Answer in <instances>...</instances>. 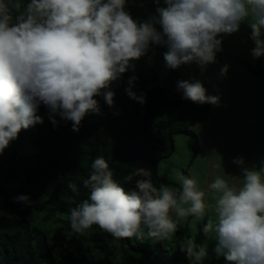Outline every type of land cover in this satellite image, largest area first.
Masks as SVG:
<instances>
[{"label": "clouds", "instance_id": "obj_1", "mask_svg": "<svg viewBox=\"0 0 264 264\" xmlns=\"http://www.w3.org/2000/svg\"><path fill=\"white\" fill-rule=\"evenodd\" d=\"M152 2L156 14L137 20L126 10L127 0H0V155L22 130L44 123L41 105L54 127L58 116L71 122L74 132L86 116L101 113L97 97L114 107L113 82L135 72L152 45L167 46L163 58L178 74L181 98L211 108L220 106V96L208 95L197 73L181 80L178 68L195 64L203 74L216 63L222 37L239 32L243 24L251 30L252 57H264V0ZM228 70L224 65L220 77ZM137 79L129 78L125 93L143 105L145 94L133 90ZM200 124L190 128L195 136ZM233 163L241 166L235 183L217 176L201 189L181 170L172 177L179 188L157 187L151 170L138 167L123 178L134 181L128 190L113 178L107 159L97 156L83 180L88 197L70 209L71 231L83 235L96 225L113 239L165 242L192 217L204 236L216 241L213 251L227 264H264V162L259 168L244 167L242 157ZM67 187L77 192L75 183ZM15 199L34 203L28 195ZM179 249L191 264H201L208 255L207 245L191 237Z\"/></svg>", "mask_w": 264, "mask_h": 264}, {"label": "trees", "instance_id": "obj_2", "mask_svg": "<svg viewBox=\"0 0 264 264\" xmlns=\"http://www.w3.org/2000/svg\"><path fill=\"white\" fill-rule=\"evenodd\" d=\"M156 7L152 0H127L126 10L134 19L146 20L156 14ZM167 50V46L152 45L136 62L135 72L128 71L113 82L114 107L109 108L102 97H97L101 113L86 116L78 132L72 131L71 122L58 116L59 124L54 127L48 119V110L41 105L38 114L44 123L31 127L16 144L21 150L32 146L33 151L28 156L12 153L4 158L0 155L3 199L0 264H81L84 247H91L90 252L100 250L109 254L108 258H97L89 264H116L109 253L113 251L114 240L125 257V264H188L189 259L179 245L190 237L198 245L205 243L202 230L191 234L188 224L171 241L165 242L113 239L96 225L83 235H71L69 212L88 197L89 189L83 186V180L89 176L91 163L97 156L107 159L113 178L128 190L134 188V181L125 183L123 178L138 167L151 170V179L157 187L161 183L180 187L175 181L160 176L158 171L159 164L174 153L173 137L177 134L194 138L186 167L196 158L199 145L190 128L207 119L211 104L201 105L181 98L182 93L177 90L178 74L165 65L163 53ZM247 66L251 77L264 82L260 60L255 67ZM133 75L138 77L133 90L146 96L143 105L125 93ZM23 141L25 144L21 145ZM17 171L22 183L11 195L6 185ZM182 173L188 176L186 168H182ZM69 182L77 185L76 193L68 189ZM22 194L34 203L26 206L17 202L15 198ZM225 262L223 257L217 260V264Z\"/></svg>", "mask_w": 264, "mask_h": 264}, {"label": "rangeland", "instance_id": "obj_3", "mask_svg": "<svg viewBox=\"0 0 264 264\" xmlns=\"http://www.w3.org/2000/svg\"><path fill=\"white\" fill-rule=\"evenodd\" d=\"M250 32L251 30L247 26V24H243L241 25L239 32L232 35H224L222 37V51L217 53L216 63L208 65L206 71L203 74H201L200 68L195 64L185 65L184 67L181 66L178 69L181 74V80H189L187 79L188 76L197 73V76L199 75L200 78L199 80L202 81L205 88L207 89L208 95H220V99L221 97L226 98V116L231 119L236 117L235 120L231 121L234 123V125L240 122L244 125L249 126V119L251 118V116H254V118L256 119V124L259 127V122H264V85L260 80L251 77L246 67H248L247 64L251 67H255L256 63H258V61L260 60L264 72V57L258 59H254L252 57L251 49L255 45L250 39ZM224 65H228L229 70L225 77H220V70ZM189 70H191L192 72L188 74ZM242 98L245 99L244 104H242L239 100ZM235 100H238L239 104L232 103V101L235 102ZM237 108H239L238 115L235 112ZM211 110L212 115L210 119L206 121L208 131L214 124L218 123V116L221 115L219 114V106L212 105ZM196 127H198V125ZM253 127L257 129L255 125H253ZM260 128L264 130V124H262ZM31 130V128H29L28 130H22L19 133V137L23 136L25 132L29 133ZM193 132L197 134L196 130H194ZM200 136H202L201 132ZM19 137L18 139L12 141L9 147L4 150L3 154L1 155L2 157H10L12 153H17L19 156H28L33 151V147L31 145L30 146L32 150L31 148L21 150L22 148L16 145ZM173 139L174 153L170 158L163 160L158 166L160 176L166 177L171 181H174V179L172 178L174 176V173H181L182 168H185L186 163L191 159L190 150L194 142L193 137L191 138L189 135L187 136L184 134H177L173 137ZM24 144L25 141H23L21 145ZM256 151L260 152V159L264 160V144L258 143V148L256 149ZM201 163H203L202 160H197L195 164L197 166H200ZM255 166L257 168L260 167L257 164ZM16 174L17 175H15L12 180H10L6 185V189L10 190L11 195L19 188L22 183L19 172L17 171ZM216 175L217 171H215L214 173V176ZM1 180L2 179L0 178V184ZM207 198L208 196L206 195V199ZM2 201L3 199L0 196V203ZM205 218L207 219V216ZM198 225L199 223L194 224V221L192 220V222L189 224V231L191 234L197 233L199 231ZM181 227H183V222L179 225V228ZM194 227L196 229L195 231L193 230ZM115 242L116 240L111 242V244H114V246L112 247L113 251L109 252L111 254V259L116 264H125V257L116 248ZM204 242V244L207 245L208 255L201 262V264H217V260H219L220 257H217L216 253L213 251L216 241L214 239H209L206 237ZM90 250L91 247H84L82 249L81 261L79 260L81 264H89L90 261L95 262L97 258L103 259L109 257V254L107 252H102L100 250L90 252ZM107 254L108 257L106 256ZM188 264H191V262L189 261ZM224 264H227V262H225Z\"/></svg>", "mask_w": 264, "mask_h": 264}, {"label": "crops", "instance_id": "obj_4", "mask_svg": "<svg viewBox=\"0 0 264 264\" xmlns=\"http://www.w3.org/2000/svg\"><path fill=\"white\" fill-rule=\"evenodd\" d=\"M261 83L264 85L263 81ZM239 100L244 104L245 99ZM225 101V98L220 99L219 114L221 115L218 116V123L214 124L209 131L207 130L206 121L210 119V114L208 119L195 129L199 149L194 161L190 166H187V171L190 177L197 179L198 186L201 189H206L207 184L217 176L225 178L229 183H235L233 177L241 175V166L233 163L235 158L242 157L245 161L244 167H252L256 164L261 166L264 162L260 159V152L256 151L258 143L264 144V130L260 128L264 122H259L258 127L256 119L251 116L249 126L240 122L234 125L231 121L235 120L236 117L231 119L226 116ZM232 103L239 104L238 100L232 101ZM238 110L239 108L235 112H238ZM200 132L202 136H200ZM197 160H202L203 163L197 166L195 164ZM215 171H217L216 176H214ZM188 220L192 221L193 218L189 217L187 220L181 221L183 226L188 223Z\"/></svg>", "mask_w": 264, "mask_h": 264}]
</instances>
